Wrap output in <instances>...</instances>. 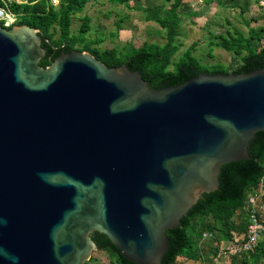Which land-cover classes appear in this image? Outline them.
I'll use <instances>...</instances> for the list:
<instances>
[{"label": "water", "instance_id": "1", "mask_svg": "<svg viewBox=\"0 0 264 264\" xmlns=\"http://www.w3.org/2000/svg\"><path fill=\"white\" fill-rule=\"evenodd\" d=\"M45 55L39 29L0 21V264H88L94 232L161 264L167 231L250 158L264 68L156 90L88 51Z\"/></svg>", "mask_w": 264, "mask_h": 264}, {"label": "trees", "instance_id": "2", "mask_svg": "<svg viewBox=\"0 0 264 264\" xmlns=\"http://www.w3.org/2000/svg\"><path fill=\"white\" fill-rule=\"evenodd\" d=\"M90 1L59 0L56 6L52 0H26L23 3L0 0L1 8L8 7L19 18L9 26L5 25L4 20H1V24L9 29L16 25H29L40 30L42 46L46 49V55L40 61L43 67L50 65L63 53L88 51L109 66L126 64L130 70L139 71L150 87L156 90L177 86L202 73L239 74L264 68V27H250L246 35L231 25L225 34L215 35L214 41L209 43V55L217 46L227 50L232 54V59L238 61L232 71L203 65L191 53L198 45L197 42L184 52L180 60L175 61L174 56L180 50L176 41L181 25L179 8L184 0H166L165 4L156 6L141 5L136 0H107L115 6L124 5L131 10L142 11L146 21L156 22L164 30L166 42L162 45L145 43L132 54H126L118 47L103 48L104 38L97 32H91V19L87 15L83 17L77 33L71 29L72 17L82 13ZM204 1L206 4L215 2ZM250 1L246 0L245 6H242L243 12L250 7ZM260 1L255 0V3ZM249 153V159L223 165L219 189L203 194L183 217L180 226L167 231L169 248L161 264H186L189 260H201L200 241L205 232L213 233L212 240L217 243L245 238L249 224L248 198L259 188L264 176V131L255 134L249 145ZM91 237L98 244V250L108 254L109 264H137L125 258L106 235L94 232ZM262 257L264 240H260L251 253L227 260H230V264H259ZM91 262L102 264L94 257H91L88 264Z\"/></svg>", "mask_w": 264, "mask_h": 264}, {"label": "rangeland", "instance_id": "3", "mask_svg": "<svg viewBox=\"0 0 264 264\" xmlns=\"http://www.w3.org/2000/svg\"><path fill=\"white\" fill-rule=\"evenodd\" d=\"M8 1L26 2V0ZM165 1L136 0V3L156 6L165 4ZM245 2L246 0H215L213 3L206 4L204 0H184L179 8L181 25L180 34L176 39L180 50L174 56V60H180L184 52L194 42H197L198 45L191 53L199 58L203 65L221 67L229 71L234 70L238 61L232 59V54L216 46L212 55H209V43L214 41L215 35L225 34L227 29L232 26L237 27L246 35L250 27H264V0L259 3L251 0L250 7L243 12L241 8L245 6ZM55 5H59V0ZM1 10L5 14H12V19L15 21L19 20L8 7L5 6ZM85 15L91 19V32H97L104 38L103 48L118 47L126 54H132L145 43L162 45L166 42L164 30L156 22L146 21L142 11L131 10L124 5L115 6L107 0H91L82 13L72 17L71 29L73 33L78 32ZM1 20H4L2 16ZM4 21L7 26L10 20L5 19ZM92 257L99 263H110V258L104 251L95 250ZM202 261L200 262L203 263ZM90 264H95V262Z\"/></svg>", "mask_w": 264, "mask_h": 264}, {"label": "built area", "instance_id": "4", "mask_svg": "<svg viewBox=\"0 0 264 264\" xmlns=\"http://www.w3.org/2000/svg\"><path fill=\"white\" fill-rule=\"evenodd\" d=\"M52 2L55 4L58 0H52ZM4 14L5 13L2 10L0 17L2 16L4 20H10L7 26L15 22V19H12V14ZM248 204L250 207L249 224L245 238L243 240L235 239L225 245L216 242L219 254L226 259L251 253L255 250L261 240V236L264 233V223L261 220V214L264 211V176L260 180L259 188L249 196ZM206 239H214L213 233L205 232L202 240L204 241Z\"/></svg>", "mask_w": 264, "mask_h": 264}, {"label": "crops", "instance_id": "5", "mask_svg": "<svg viewBox=\"0 0 264 264\" xmlns=\"http://www.w3.org/2000/svg\"><path fill=\"white\" fill-rule=\"evenodd\" d=\"M261 220L264 223V211L261 214ZM261 240H264V233L261 236ZM227 241H220L218 244L225 245L227 244ZM200 248L202 252V259L201 260H189L186 262V264H230V260H225L218 252V247L216 245V242L212 239H206L200 241ZM259 264H264V257L260 259Z\"/></svg>", "mask_w": 264, "mask_h": 264}, {"label": "bare ground", "instance_id": "6", "mask_svg": "<svg viewBox=\"0 0 264 264\" xmlns=\"http://www.w3.org/2000/svg\"><path fill=\"white\" fill-rule=\"evenodd\" d=\"M2 13V12H1ZM1 15V14H0Z\"/></svg>", "mask_w": 264, "mask_h": 264}]
</instances>
